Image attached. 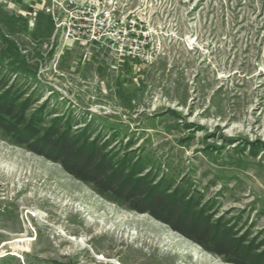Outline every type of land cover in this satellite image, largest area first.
<instances>
[{"label":"rangeland","instance_id":"rangeland-1","mask_svg":"<svg viewBox=\"0 0 264 264\" xmlns=\"http://www.w3.org/2000/svg\"><path fill=\"white\" fill-rule=\"evenodd\" d=\"M0 97L264 252V0H0ZM0 208V264H229L1 130Z\"/></svg>","mask_w":264,"mask_h":264},{"label":"trees","instance_id":"trees-1","mask_svg":"<svg viewBox=\"0 0 264 264\" xmlns=\"http://www.w3.org/2000/svg\"><path fill=\"white\" fill-rule=\"evenodd\" d=\"M36 123L0 97V130L13 145L59 164L99 195L112 196L130 211L148 215L226 263L264 264V252L257 253L256 244L245 246L230 227L220 220L213 222L195 198L178 189L170 191L137 165L114 162L107 140L100 142L87 130L73 134L62 125L41 129Z\"/></svg>","mask_w":264,"mask_h":264},{"label":"bare ground","instance_id":"bare-ground-1","mask_svg":"<svg viewBox=\"0 0 264 264\" xmlns=\"http://www.w3.org/2000/svg\"><path fill=\"white\" fill-rule=\"evenodd\" d=\"M32 217H34V214L31 215ZM33 241L31 238H18L16 240H14L13 242L9 243V244H15V248H19L20 246H18V244L23 243V242H31ZM13 247V246H12ZM1 250H0V254H1Z\"/></svg>","mask_w":264,"mask_h":264},{"label":"built area","instance_id":"built-area-1","mask_svg":"<svg viewBox=\"0 0 264 264\" xmlns=\"http://www.w3.org/2000/svg\"><path fill=\"white\" fill-rule=\"evenodd\" d=\"M75 20H76V18H75ZM85 22H88V21H86V20H84ZM89 23V22H88ZM77 26H79V28H77V29H74V31L75 30H77V31H80L81 30V28H80V25L79 24H77V25H75L74 27H77ZM76 32V31H75ZM89 31H87V33H88ZM3 214V210L0 208V216ZM18 258H21V257H19V256H17Z\"/></svg>","mask_w":264,"mask_h":264}]
</instances>
